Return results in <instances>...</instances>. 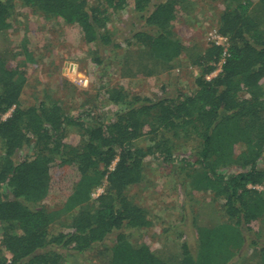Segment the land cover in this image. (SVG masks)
<instances>
[{
  "label": "trees",
  "instance_id": "trees-1",
  "mask_svg": "<svg viewBox=\"0 0 264 264\" xmlns=\"http://www.w3.org/2000/svg\"><path fill=\"white\" fill-rule=\"evenodd\" d=\"M129 1L104 0L105 7L115 11L126 8ZM225 1L219 34L227 39V47L214 43L196 57L193 64L202 73L195 93L169 103L130 98L112 89L109 101L122 109L113 121L104 123L68 116L61 101L51 96L38 106H20L26 77L8 66L11 54L4 45L12 29L14 0H0V115L10 113L0 120V222L7 225L0 241V264H62L65 254L60 251L83 255L112 235L115 244L103 264H238L235 260L248 240L256 246L253 258L264 264L257 231L264 216V169L259 165L264 158V26L252 14L255 0ZM22 2L79 26L89 44L112 43L104 12L90 8L88 0ZM133 2L143 23L133 39L154 63L168 69L186 50L172 32L177 1ZM260 3L264 6V0ZM222 60L221 72L209 80ZM68 125L78 127L79 134L67 135ZM179 129L199 139L195 164L217 182L214 189L224 199L227 217L221 221L214 199L203 206L196 222L200 243L196 257L179 240L152 249L129 239L131 232L153 222L126 190L143 180L146 158L172 161L175 145L168 134L176 135ZM142 139H147V147L137 145ZM31 141L34 153L16 161L17 153ZM241 144L245 150L237 153ZM233 168L238 172L227 176L221 172ZM70 169L77 177L66 192L69 226L51 236L56 213L36 204L55 188L65 192ZM103 185L104 194L93 200V191Z\"/></svg>",
  "mask_w": 264,
  "mask_h": 264
},
{
  "label": "rangeland",
  "instance_id": "rangeland-1",
  "mask_svg": "<svg viewBox=\"0 0 264 264\" xmlns=\"http://www.w3.org/2000/svg\"><path fill=\"white\" fill-rule=\"evenodd\" d=\"M176 19L172 32L186 50L171 66L163 70L154 63L149 52L135 39L134 34L142 28V21L135 13L134 2L115 11L105 7L104 0H88L89 7L99 8L106 18V31L112 43L89 44L79 26L46 16L37 9L27 8L22 0H14L11 11L12 29L4 44L11 58L8 66L23 73L26 85L20 100L22 108L41 104L47 96L62 103L64 112L70 117H81L82 121L98 120L108 123L115 119L122 107L109 101V91L122 90L130 98L165 100L175 103L197 90L196 79L202 70L193 64L202 51L217 41L219 20L225 11V0H176ZM253 16L264 26V6L255 0ZM227 47V39L223 38ZM2 46V44L0 45ZM219 65L208 76L215 78ZM9 114L0 115L5 120ZM67 135H78L79 128L66 126ZM168 134L174 142L172 161L148 157L144 161L143 180L126 190L129 199L142 207L152 220V226L131 232L129 239L145 243L152 249H160L168 240L187 243L196 257L199 250L197 218L203 206L216 200L221 221H226L224 199L215 192L217 182L204 174V168L195 164L201 147L199 139L189 130ZM31 138V136H30ZM147 147V139L137 142ZM34 141L29 142L16 155V161L34 153ZM245 150L237 147V153ZM264 169V158L260 162ZM226 176L238 169L221 171ZM77 172L70 169L61 192L53 189L36 207L47 213H56L50 226V235L55 236L69 226L71 214L64 211L66 192L73 185ZM57 187V186H56ZM7 225L0 222V241ZM258 247H264V216L259 220ZM110 236L101 244L83 255L65 254L62 264H76L88 260L92 264H103L109 259L108 250L115 244ZM52 248H49L51 250ZM256 246L248 240L235 262L259 264L254 259ZM9 259V254H6ZM242 260V261H241ZM238 263V264H239Z\"/></svg>",
  "mask_w": 264,
  "mask_h": 264
},
{
  "label": "built area",
  "instance_id": "built-area-1",
  "mask_svg": "<svg viewBox=\"0 0 264 264\" xmlns=\"http://www.w3.org/2000/svg\"><path fill=\"white\" fill-rule=\"evenodd\" d=\"M223 37L221 35L218 36V39L217 41H215L214 43L217 44V45H220V46H223V47H226L223 43ZM224 63V60H222V62L219 63V73L221 72L222 70V64ZM106 190V185H103V186H100L98 188H96L93 193H92V199H97L100 195L104 194Z\"/></svg>",
  "mask_w": 264,
  "mask_h": 264
}]
</instances>
